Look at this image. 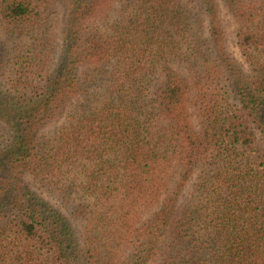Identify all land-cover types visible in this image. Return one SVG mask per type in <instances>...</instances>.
<instances>
[{
    "label": "trees",
    "instance_id": "16d2710c",
    "mask_svg": "<svg viewBox=\"0 0 264 264\" xmlns=\"http://www.w3.org/2000/svg\"><path fill=\"white\" fill-rule=\"evenodd\" d=\"M180 2L0 0V264H264V0Z\"/></svg>",
    "mask_w": 264,
    "mask_h": 264
},
{
    "label": "rangeland",
    "instance_id": "374dc122",
    "mask_svg": "<svg viewBox=\"0 0 264 264\" xmlns=\"http://www.w3.org/2000/svg\"><path fill=\"white\" fill-rule=\"evenodd\" d=\"M217 1H218V5L221 7V9L219 7V9H220L219 18H220V20H223V23L225 26V31H226V36H227V46L229 47V49L233 52V54L235 56H238L237 50L234 47L233 42H232V35H233L232 32L235 29V25L232 21L233 18L231 16V14L228 12V10L223 6V4H220V0H217ZM180 4H181V7L186 12V16L187 17L189 16L191 20H207V17L203 13L201 7H200V11H199V9H198L199 7L196 3V0H181ZM59 12H61V13H59V16H57V17L50 16V18H47L46 20H65V19H61L63 17L64 13L62 11H59ZM43 18H44V15H42L40 20H43ZM204 25H205V29H206L207 26H206L205 22H204ZM57 26L59 29V25H57ZM204 33L207 34L206 31H204ZM58 50H59V48H58ZM56 126L57 125L50 126V128L53 129V127H56ZM188 190H189V188H188Z\"/></svg>",
    "mask_w": 264,
    "mask_h": 264
}]
</instances>
